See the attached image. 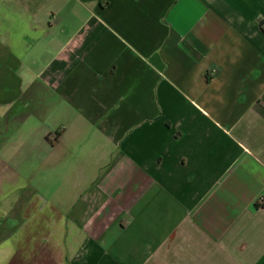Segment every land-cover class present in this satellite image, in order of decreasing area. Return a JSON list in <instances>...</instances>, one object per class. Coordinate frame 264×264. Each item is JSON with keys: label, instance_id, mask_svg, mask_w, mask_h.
Here are the masks:
<instances>
[{"label": "crops", "instance_id": "1", "mask_svg": "<svg viewBox=\"0 0 264 264\" xmlns=\"http://www.w3.org/2000/svg\"><path fill=\"white\" fill-rule=\"evenodd\" d=\"M264 0H0V264H264Z\"/></svg>", "mask_w": 264, "mask_h": 264}, {"label": "built area", "instance_id": "2", "mask_svg": "<svg viewBox=\"0 0 264 264\" xmlns=\"http://www.w3.org/2000/svg\"><path fill=\"white\" fill-rule=\"evenodd\" d=\"M256 207L257 208H262L264 207V198H259L256 202Z\"/></svg>", "mask_w": 264, "mask_h": 264}]
</instances>
